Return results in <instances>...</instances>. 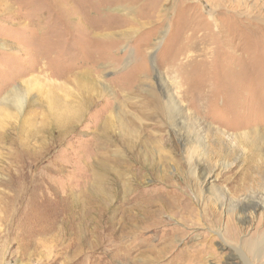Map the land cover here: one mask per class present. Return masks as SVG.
<instances>
[{
	"label": "rangeland",
	"instance_id": "374dc122",
	"mask_svg": "<svg viewBox=\"0 0 264 264\" xmlns=\"http://www.w3.org/2000/svg\"><path fill=\"white\" fill-rule=\"evenodd\" d=\"M79 85L94 86L86 117L63 135L48 126L41 138L29 137L32 128L24 119L35 112L38 127L52 95ZM151 92L177 95L207 144L212 136L207 125L226 132L222 158H206L216 163L219 179L231 176L238 183L242 176L236 172L248 157L262 165L264 0H0V264H48L56 258V264H240L234 254L239 249L245 254L244 242L264 230V208L247 212L248 221L245 214L234 215L236 241L224 236V218L216 226L206 212L196 223L162 215L167 225L132 233L126 241H120V229L113 241L106 240L108 210L95 237L88 235L95 239L92 245L86 238L81 244L74 238L47 240V230L79 222L83 208L72 212L69 199L92 182L95 158L106 150L105 134L95 125L107 114L136 122L126 129L139 140L127 152L130 163L143 140L161 139L187 168L186 145L193 134L178 137L172 125L161 119L158 124L148 105ZM119 134L116 129L114 135ZM240 135L252 138L237 143L232 136ZM133 169L140 184L133 182L127 203L120 195L116 206L132 207L139 198L177 191L197 200L195 180L174 164L162 182L146 165ZM251 184L247 195L264 206L263 173L255 172ZM170 241L172 250L159 260L150 262L142 254ZM244 258L264 264V258L247 253Z\"/></svg>",
	"mask_w": 264,
	"mask_h": 264
},
{
	"label": "bare ground",
	"instance_id": "6f19581e",
	"mask_svg": "<svg viewBox=\"0 0 264 264\" xmlns=\"http://www.w3.org/2000/svg\"><path fill=\"white\" fill-rule=\"evenodd\" d=\"M93 92L94 86L79 85L76 91H65L63 96L52 95L48 113L46 116L41 117V122L38 121L40 123V125L38 123V127L36 126L38 118L35 112L30 114V118L24 119V125H27V128H32L29 132V137L33 135L34 138H41L43 133L49 130L48 126H56L61 135L71 131L88 114V110L94 102L95 94ZM150 95L152 101H149L148 105L153 108V117L156 118L158 124L163 120L166 124L172 125L176 129L175 132L178 137H181L182 133L186 131L193 134V138H189L190 140L187 141L186 145L187 159L185 167L187 168L182 169L184 167L183 163L172 154V151L168 148L170 146L169 142L161 139L159 141L149 138L143 140L140 143L141 151L133 152L136 162L130 163L127 152L133 150L139 140L131 132H126V129L136 122L132 116L128 117L127 123L123 122L122 118L126 116L124 114L121 116L115 114L117 121H114L115 116L109 118L107 114L108 116L106 115L105 120L101 122L103 125L101 123L95 125V128L101 131V135L105 134L106 143L103 146L106 150L95 158L96 162L94 161L93 163L95 171L92 182L82 192L73 193L69 199L72 212H78L76 209H79V207L83 208L82 214L78 217L79 222L75 225L69 224L70 227H67L69 225H62L54 230H47L51 234V237L47 238V240L58 243L61 240H68L67 238H74L75 240L77 239V243L81 244L82 240L86 238L85 242L92 245L95 239L93 240L91 237L92 240H90L88 235L95 237L97 233L95 229L98 228V224L101 222V214L108 210L111 215L109 219L110 230L105 233L106 240L112 239L113 241V238L117 237L116 232L120 229L121 232L118 235L120 241H126L132 233L139 234L146 228L167 225V221L163 219L162 215H167L170 219H177L179 222L196 223L202 219V212H206V215L208 213L212 214V217L208 220L213 225L220 223L224 218L226 223L223 232L224 236L236 241L238 227L235 223L234 215L245 214L243 217L245 221L248 219L247 212L256 208H264L262 204L247 195L252 186L253 174L260 172L264 175V162L258 166L255 161L250 160L251 158L249 159L248 157L236 172V174L238 173L242 176L241 180L236 184L232 183L231 176H224L223 179L221 177L219 179L220 174L216 173V163L206 158L209 157L213 161L222 158L224 154L223 144H225L223 137L226 132L221 128L216 127V129H213L212 125H207L206 130L208 134L212 135L209 144H207L202 138H199L196 130L197 120L192 116L187 117L186 114L189 112L182 106V103H179L180 99L177 98L176 94V96L167 94L165 98L154 92H151ZM20 101L18 102L20 103ZM183 119L187 121H183ZM116 129L120 133L118 137L114 135ZM252 134L254 135L255 133L252 132ZM244 136L240 135L236 138L232 136V138L241 144H245L252 138ZM235 149L239 148L235 147ZM137 164L148 166L161 182L168 180L169 164H174L179 169L185 170L187 176L193 177L195 180L192 188L197 200L191 199L186 191H177L174 194L159 193L154 194L147 201L139 198V202L133 203L132 207L120 206V210V207L115 204L118 196H123V204L127 203L128 196L133 190V182L140 184L139 176H136L133 169V166L136 167ZM205 191L208 192L207 195L203 194ZM241 195H245V197L240 199L239 196ZM209 197L211 198L209 200L211 201V206L206 207L209 203L205 201V198ZM212 203L216 204V206L218 205L219 210L212 206ZM155 205L158 207L156 210H149ZM93 207L99 211L94 212ZM118 213L121 214L119 219H117ZM117 223L120 228H116ZM166 232L165 238H170V229ZM171 242L162 248L152 247L145 249L142 254L147 255L146 259L149 258L150 262L159 260L160 257L169 253V250H172L173 242ZM243 247L249 257L264 258V230H258L254 237L244 242ZM243 252L239 249L234 256L241 259L240 264H251L248 259L244 258L246 253L244 254ZM201 254L199 255L200 258L204 257ZM57 262L58 259L56 258L48 264H56Z\"/></svg>",
	"mask_w": 264,
	"mask_h": 264
}]
</instances>
